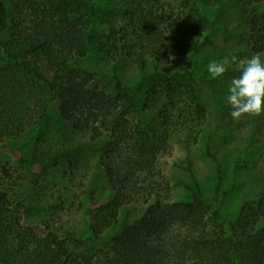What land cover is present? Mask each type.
Segmentation results:
<instances>
[{
    "label": "trees",
    "instance_id": "obj_1",
    "mask_svg": "<svg viewBox=\"0 0 264 264\" xmlns=\"http://www.w3.org/2000/svg\"><path fill=\"white\" fill-rule=\"evenodd\" d=\"M184 1L187 20L183 29L173 31L175 46L195 58L213 43L211 32L226 5L239 1L252 6L264 0ZM199 5L207 10L216 7V18L211 20ZM31 8V31L15 28L6 4L0 0V141L20 139L3 151L36 175L57 166L63 152L40 157L39 147L56 117L50 108L58 104V115L74 130L86 132L92 142L108 138L101 165L111 195L98 201L90 193L85 237L72 233L39 237L31 227L25 233L21 219L25 213L42 212L44 208L14 204L0 186V264H98L96 258L103 252L99 249L101 237L118 222L121 209L152 200L155 202L144 215L121 222L108 251L103 253L102 264H264V233L251 228L249 222L254 219L257 224L264 219L263 204H244L234 219L222 215V202L232 189L220 192L221 163L209 145L206 154L217 164L214 203L205 201L190 161L185 168L192 178V183L185 185L189 200L167 203L161 199L165 183L158 162L169 150L167 128L174 118L169 110L184 103L204 112L197 86L205 80L208 69L201 74L195 70L161 71V57L168 54V48L157 39L158 27L146 23L136 9L126 16L141 47L130 55L141 75L135 85H127L117 66L110 74H100L81 65L100 27L92 0H43ZM249 32L254 53H264V12L253 13ZM110 33L114 43H109L110 37L107 42H99V52L115 59L120 47L116 31L111 29ZM146 48L156 56L151 74ZM45 63L54 71L53 78L47 77ZM107 80L113 84L111 91L96 83ZM146 95L148 102L142 104ZM211 95L218 104H225L226 99L217 90L212 89ZM150 103L164 106L159 111L166 126L161 134L145 115ZM33 119V130L21 139ZM210 221L226 226L229 233L207 232ZM177 226L185 233L175 229V234L166 238Z\"/></svg>",
    "mask_w": 264,
    "mask_h": 264
},
{
    "label": "rangeland",
    "instance_id": "obj_2",
    "mask_svg": "<svg viewBox=\"0 0 264 264\" xmlns=\"http://www.w3.org/2000/svg\"><path fill=\"white\" fill-rule=\"evenodd\" d=\"M10 13L13 26L31 31V19L34 12L31 6L42 4L43 0H2ZM98 18L99 28L88 56L81 60V65L92 72L100 74L112 73L114 67L119 68V75L127 85H135L140 78V71L130 55L140 47L136 43L137 36L128 25L127 13L136 9L138 16L146 18V23L157 26V39L165 43L168 54L161 57L160 70L167 73L195 70L204 73L211 61H219L232 55L238 58L251 57L253 40L249 32L251 16L255 11L264 12V1L252 6H245L239 1L226 5L222 10L216 28L211 32L213 43L193 58L175 46L176 28H184L187 20V6L184 0H92ZM202 13L211 20L216 18V7L211 10L199 5ZM111 29L116 31V43L120 52L115 59L108 58L99 52V42H112ZM149 47V46H147ZM146 48L148 72L151 74L156 62V56ZM174 57V59H173ZM160 58V57H159ZM264 60V55H262ZM48 78H53L54 71L45 66ZM235 66L229 67L226 73L213 79L206 74L205 80H200L197 86V97L204 112H199L195 105L180 104L178 108L169 110L174 118L168 130V152L159 160L160 175L164 179L161 199L167 203L188 201L190 192L185 185L192 183L190 173L185 169L190 161L195 178L201 186L205 201L214 203L216 197L217 164L206 154L207 145L221 163L222 181L220 192H230L225 196L221 213L227 219H234L241 207L253 203L264 207V113L259 116H244L233 120L231 107L227 101L218 104L211 95L212 89L220 92L226 99L231 80L239 76ZM101 88L112 90L111 81L96 82ZM188 97V94L186 95ZM147 95L143 103H147ZM151 104V103H150ZM164 105V104H163ZM58 104H53L50 111L55 114L49 133L39 147V156L45 157L62 151L64 157L60 163L36 175L15 162L3 149L14 147L20 139H4L0 141V186L8 194L14 204L24 203L44 208L42 212H31L22 215L21 223L26 228L31 227L39 237L54 233L64 237L72 233L83 238L87 234L86 206L90 193L98 201H103L111 195L105 170L101 165L102 151L108 141L106 136L92 142L84 131H76L70 122L62 120L58 115ZM162 104L154 106L145 112L148 122L155 125L160 134L166 129L160 116ZM36 119L30 124L21 139L33 130ZM167 190L165 191V189ZM155 201L134 203L121 209L118 222L101 237L99 249L103 252L96 258L98 264L103 263V253L108 251L112 238L118 232L124 220L142 216ZM209 213V212H208ZM211 214V213H209ZM209 216V215H208ZM250 227L264 233V219L254 224L249 220ZM32 229L31 232H32ZM183 227L172 228L166 238ZM229 229L221 224L209 222L207 232L229 233ZM185 233V232H184Z\"/></svg>",
    "mask_w": 264,
    "mask_h": 264
},
{
    "label": "clouds",
    "instance_id": "obj_3",
    "mask_svg": "<svg viewBox=\"0 0 264 264\" xmlns=\"http://www.w3.org/2000/svg\"><path fill=\"white\" fill-rule=\"evenodd\" d=\"M264 53L238 58L235 55L209 62L207 68L213 79L222 77L229 67L235 66L240 75L231 80L226 101L231 107L233 120L264 113ZM174 59V57H173Z\"/></svg>",
    "mask_w": 264,
    "mask_h": 264
}]
</instances>
